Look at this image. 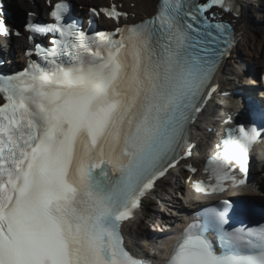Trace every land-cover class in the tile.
<instances>
[{"label":"snow or ice","instance_id":"1","mask_svg":"<svg viewBox=\"0 0 264 264\" xmlns=\"http://www.w3.org/2000/svg\"><path fill=\"white\" fill-rule=\"evenodd\" d=\"M46 2L53 22L28 13L24 25L36 59L0 73V264H144L127 250L122 223L191 156L187 128L232 44L217 9L238 15V6L162 0L151 18L121 27L128 14L113 3L91 11L114 20V31L89 33L67 19V2ZM13 34L0 0V36ZM250 123L227 130L196 191L245 183L234 173L247 175L250 149L264 139V109ZM223 204L185 227L164 264H264V225L227 231Z\"/></svg>","mask_w":264,"mask_h":264},{"label":"bare ground","instance_id":"2","mask_svg":"<svg viewBox=\"0 0 264 264\" xmlns=\"http://www.w3.org/2000/svg\"><path fill=\"white\" fill-rule=\"evenodd\" d=\"M53 1L55 2L58 0H52V2ZM77 1L82 6L86 5L89 2H96L100 3L101 5L110 3V0ZM236 1L237 5L240 7L241 14L238 18L230 19L231 23L234 24L236 30V46L235 48H233L232 52L237 56V58L244 60L249 65L250 69L254 71V73H257L258 69L261 70L264 67V21H260V19H253L254 22L258 23L259 21L258 25H260V28H253L252 33H249L247 31L249 30L248 23L252 18L249 13L250 8L255 6L258 3V0ZM158 2L159 0H115V3L119 4L122 9L129 13L128 20L134 22L141 20L145 16L151 15L156 10ZM6 3L15 4L14 7L13 5L11 6V9L14 11V14L18 15L19 17L22 13L27 11L38 12L40 10L42 12H45L48 9L46 6V0H35V2L33 3L28 0H6ZM20 7L24 8L25 10L27 9V11L20 9ZM261 15L264 17V6L261 9ZM106 22L110 23L109 21ZM243 41H246L249 47ZM23 42L24 41H19V44ZM243 44H245L246 46V51H242ZM10 45L13 51L16 52L17 49L16 46H13L14 43L10 41ZM238 62L240 63V61ZM233 64L234 68L232 69H230L228 66H225L224 69L221 70L217 78L216 84L219 88H221L222 91L224 88L227 89L226 91H232V88L235 87L237 82L239 83L242 80L243 71L240 70L238 64ZM218 98L220 99L219 96ZM223 100H225L228 108L231 106L235 109L242 107V103L238 100H234L232 98H225ZM221 108L222 106H220L218 103H215L213 106H211V110H209V112H204L193 127L194 134L198 132H204V134H206V130L213 127L212 116L210 114L217 112ZM200 157V151L197 148L195 150V156L193 159L189 161H183V163L179 164L177 167L170 171L169 177L163 179L158 183V189L155 192L156 198L150 199L147 205L150 210H152V217H160L156 221V223H158L159 225L162 224V216L169 218L170 220L173 219V215L171 214L173 213V210H171V213H169V209H167V207L174 208L175 212H179L184 215H190L192 209H196L197 207L203 205V199H201L200 196H188L185 194V188H187L188 186L186 184L188 173L185 171L184 166L189 162L197 163ZM182 173L185 176H182ZM242 193H244L247 198L256 202L259 206L264 207V174H260L258 171H255L250 183L247 185L246 189L242 191ZM175 222V225H177V219L175 220ZM142 225V223L140 225L138 222H134L131 225V227L133 228V232H131L132 235L130 237V244L132 249L137 252H140V239L146 235L148 236L146 232L147 227ZM159 232H161V229H159Z\"/></svg>","mask_w":264,"mask_h":264},{"label":"rangeland","instance_id":"3","mask_svg":"<svg viewBox=\"0 0 264 264\" xmlns=\"http://www.w3.org/2000/svg\"><path fill=\"white\" fill-rule=\"evenodd\" d=\"M28 1H30V2H35V0L34 1H31V0H28ZM45 1V0H44ZM75 1V0H74ZM89 4H93V5H99V3H96V2H89ZM8 5H10V6H12L13 5V7L15 6V4H13V3H8ZM264 6V0H258V3L255 5V6H253L252 8H250V15L252 16V18H251V20L249 21V23H248V27H249V30L247 31V32H249V33H252V31H253V28H260V25H258V23H259V21H258V23L257 22H254L253 21V19H260V21L262 20V21H264V17L261 15V9H262V7ZM20 9H22V10H24V11H27V9L25 10L24 8H21L20 7ZM256 24V25H255ZM256 26V27H255ZM248 39V38H247ZM243 42H245L246 43V45L249 47V45L247 44V42L246 41H243ZM245 44H243V46H242V51H246V49H245ZM182 176H185L183 173H182ZM176 184V183H175ZM168 191V190H167Z\"/></svg>","mask_w":264,"mask_h":264},{"label":"water","instance_id":"4","mask_svg":"<svg viewBox=\"0 0 264 264\" xmlns=\"http://www.w3.org/2000/svg\"><path fill=\"white\" fill-rule=\"evenodd\" d=\"M8 10L12 13V25L14 28L18 31H22L25 28L24 25L28 21V13L24 12L19 17L18 15L14 14V11L11 8H8Z\"/></svg>","mask_w":264,"mask_h":264}]
</instances>
